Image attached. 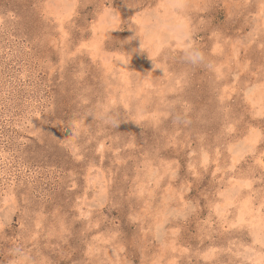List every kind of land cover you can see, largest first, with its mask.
<instances>
[{"label":"rangeland","instance_id":"374dc122","mask_svg":"<svg viewBox=\"0 0 264 264\" xmlns=\"http://www.w3.org/2000/svg\"><path fill=\"white\" fill-rule=\"evenodd\" d=\"M0 264H264V0H0Z\"/></svg>","mask_w":264,"mask_h":264}]
</instances>
